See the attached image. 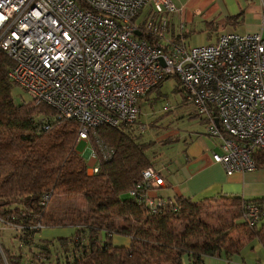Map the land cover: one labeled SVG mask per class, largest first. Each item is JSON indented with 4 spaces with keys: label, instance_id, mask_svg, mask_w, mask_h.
<instances>
[{
    "label": "built area",
    "instance_id": "2783aa9c",
    "mask_svg": "<svg viewBox=\"0 0 264 264\" xmlns=\"http://www.w3.org/2000/svg\"><path fill=\"white\" fill-rule=\"evenodd\" d=\"M177 11L172 0H0V47L13 60L10 78L31 102L55 111L44 130L60 120L79 122L89 174L115 152L96 127L133 124L138 98L171 75L219 143L214 162L228 175L257 168L255 152L264 151V36L225 32L188 48L184 24L178 35L169 33V16ZM141 175L129 194L157 213L168 201L149 192L163 178L153 166ZM242 212L245 223L256 226L264 199L245 202Z\"/></svg>",
    "mask_w": 264,
    "mask_h": 264
},
{
    "label": "trees",
    "instance_id": "16d2710c",
    "mask_svg": "<svg viewBox=\"0 0 264 264\" xmlns=\"http://www.w3.org/2000/svg\"><path fill=\"white\" fill-rule=\"evenodd\" d=\"M138 36L145 38L144 33ZM12 65L0 47V218L18 227L26 240L48 228L68 230L53 239L37 237V264H204L206 256L240 253L247 236L264 245V218L249 227L242 217L244 203L260 199L192 201L176 195L161 211L150 213L129 193L143 169L154 165L148 152L151 144L125 130V124L96 127L115 152L110 160H101L97 173L88 174L87 162L76 150L79 122L60 120L44 130L55 111L45 103L15 102ZM183 91L182 87V95ZM254 156L257 165L264 164V151ZM59 190L86 201L71 222L58 219L55 211L47 210L48 204L41 203L45 195ZM216 201L225 210L208 211ZM39 222L44 227L34 228ZM21 256L5 253L9 264H20Z\"/></svg>",
    "mask_w": 264,
    "mask_h": 264
},
{
    "label": "crops",
    "instance_id": "0c3cea01",
    "mask_svg": "<svg viewBox=\"0 0 264 264\" xmlns=\"http://www.w3.org/2000/svg\"><path fill=\"white\" fill-rule=\"evenodd\" d=\"M172 1L178 11L169 16V33L178 35L180 24H184L186 32L183 39L196 31L214 41L225 32L260 33L264 36V0ZM144 15L146 10L137 22H141ZM189 103L182 97L181 105L186 107L182 116L189 121L188 124L185 128L172 129V133L160 142L158 152L164 153V157L153 167L160 172L163 183L152 189L150 195L168 202L176 195L189 197L192 201L231 197L264 199V164H259L254 170L228 175L224 167L212 158L213 151H220V146L206 133L207 120L197 113L193 105L187 109ZM243 242L240 253L227 256L222 252L206 256L204 264H264L263 243L257 237L248 236Z\"/></svg>",
    "mask_w": 264,
    "mask_h": 264
},
{
    "label": "rangeland",
    "instance_id": "374dc122",
    "mask_svg": "<svg viewBox=\"0 0 264 264\" xmlns=\"http://www.w3.org/2000/svg\"><path fill=\"white\" fill-rule=\"evenodd\" d=\"M184 40L188 48L195 45L214 42V40L209 39L206 34L201 33L200 31L188 34L185 36ZM181 89L182 84L177 80L175 75L165 79L158 89H153L147 95H143L138 98V105L140 108L137 116L138 120H136L133 124L124 126L125 130H129L138 135L140 137V141L151 144L148 152L154 165H157V163H159V161L164 157V153L158 152L160 151V142H162L163 138L170 135L172 133V129L176 127L183 128L189 122L183 119L182 116L183 109H186V107L181 105L183 97ZM12 93L17 104L30 102V97L27 95V92H25V90L20 86H14ZM191 105L195 107L192 103L187 106V109L191 108ZM76 143V150L85 158L87 162L88 157L86 152V143L83 141H77ZM220 203V201L213 202L208 211L218 212L219 208L225 210L222 205H219ZM85 206L86 201L81 195L70 196L65 194L62 190H59L48 202L47 210L55 211L58 219H63L64 222H71L73 219L72 217L78 213V210H84ZM22 233L23 232H21L18 227L11 224H5L0 221V251L3 254V261L6 259L5 253L8 256L15 253L18 256L22 255L19 258L20 264H37L35 260L38 249H36V247L39 242L37 237L43 235L44 238L53 239V237L66 235L68 230L65 228H48L41 232L40 235H28V237L32 240L23 239V237H21ZM115 241H118L119 243L122 242L120 239ZM56 250L58 251V249ZM57 251H54V253ZM59 254H61V252ZM33 259L34 261H32Z\"/></svg>",
    "mask_w": 264,
    "mask_h": 264
},
{
    "label": "water",
    "instance_id": "95a60500",
    "mask_svg": "<svg viewBox=\"0 0 264 264\" xmlns=\"http://www.w3.org/2000/svg\"><path fill=\"white\" fill-rule=\"evenodd\" d=\"M137 34H140V32H137Z\"/></svg>",
    "mask_w": 264,
    "mask_h": 264
},
{
    "label": "bare ground",
    "instance_id": "6f19581e",
    "mask_svg": "<svg viewBox=\"0 0 264 264\" xmlns=\"http://www.w3.org/2000/svg\"><path fill=\"white\" fill-rule=\"evenodd\" d=\"M3 264H5V262Z\"/></svg>",
    "mask_w": 264,
    "mask_h": 264
}]
</instances>
